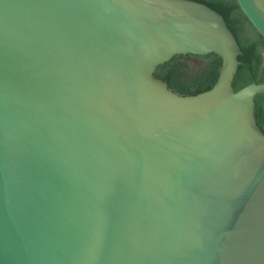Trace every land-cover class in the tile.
I'll list each match as a JSON object with an SVG mask.
<instances>
[{
  "label": "water",
  "instance_id": "1",
  "mask_svg": "<svg viewBox=\"0 0 264 264\" xmlns=\"http://www.w3.org/2000/svg\"><path fill=\"white\" fill-rule=\"evenodd\" d=\"M264 37V0H235ZM217 55L214 86L154 77ZM192 0H0V264H264V83Z\"/></svg>",
  "mask_w": 264,
  "mask_h": 264
},
{
  "label": "trees",
  "instance_id": "2",
  "mask_svg": "<svg viewBox=\"0 0 264 264\" xmlns=\"http://www.w3.org/2000/svg\"><path fill=\"white\" fill-rule=\"evenodd\" d=\"M205 4L220 14L234 36L242 54L232 88L239 91L251 83H264V37L250 24L235 0H192ZM201 62L196 66L191 60ZM221 60L215 54L206 56H175L160 65L154 77L165 80L168 88L184 96H194L210 90L218 79ZM254 115L264 133V94L255 96Z\"/></svg>",
  "mask_w": 264,
  "mask_h": 264
},
{
  "label": "rangeland",
  "instance_id": "3",
  "mask_svg": "<svg viewBox=\"0 0 264 264\" xmlns=\"http://www.w3.org/2000/svg\"><path fill=\"white\" fill-rule=\"evenodd\" d=\"M191 62H192L193 64H195L197 67L201 65V62L196 61V60H194V59L191 60Z\"/></svg>",
  "mask_w": 264,
  "mask_h": 264
}]
</instances>
